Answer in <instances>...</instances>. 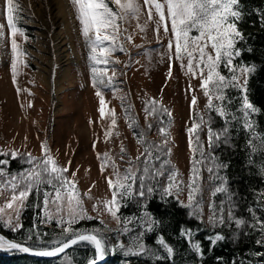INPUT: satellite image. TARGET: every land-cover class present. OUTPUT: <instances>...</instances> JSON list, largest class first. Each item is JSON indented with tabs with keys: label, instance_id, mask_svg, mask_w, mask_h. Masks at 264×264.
<instances>
[{
	"label": "rangeland",
	"instance_id": "374dc122",
	"mask_svg": "<svg viewBox=\"0 0 264 264\" xmlns=\"http://www.w3.org/2000/svg\"><path fill=\"white\" fill-rule=\"evenodd\" d=\"M66 1L70 4L73 17L70 18L71 31L64 34L66 45L62 49H66L64 54L70 58L71 66L69 78L63 81L60 92H57V70L51 83L43 76L45 72L41 70V66L45 65L38 60V56H43L44 61H47L49 55L41 50L43 45L40 30L30 25L31 11L39 9L41 0H15L20 6L16 12V24L24 33L21 35L18 32L15 37L17 52L20 53L17 57L16 83H13L11 72L12 37L6 20V0H0V25H3L0 29V146L8 151L25 150L40 160L43 157L41 145L47 144L50 155L58 164L69 169L70 179L76 182V193L85 217L80 220L99 219L101 226L94 228L96 231L93 232L107 237L115 230L130 231L131 225H137L133 218L121 219L119 210L116 217H113L105 208V203L112 200L114 191L108 184L109 177L114 182L116 180L113 166L120 177L128 174L129 169L134 175L141 168V162L149 158L148 152L145 155L141 141L135 137L123 115L126 97L129 95L143 119H146L143 109L145 103L142 102L144 96L157 98L172 107L169 161L173 172L169 170L168 175L173 174L171 177L175 180L174 187L182 184V188L193 178V151L189 145L191 128L188 126L193 109L191 100L195 96L196 106L204 108L208 98L201 90L199 71L194 77L187 72V59L184 60L185 67L181 68V62L175 59L174 47L172 52L169 51L168 45L172 39L170 22L167 34L162 25L157 33L158 17L154 10L153 19L148 20L144 0H135L141 6L139 19L129 16L127 22L122 23V28L127 29L125 35H131L132 40L123 41L125 51L113 54L111 63L107 66V76L102 77L107 82L108 77H112L111 70L115 69L114 83L109 87L98 85L105 99V115L102 118L99 97L96 95L97 87L93 86L92 81V62L88 58L91 49L83 36L73 0ZM110 6L117 10L114 5ZM57 31H66V28L63 25ZM206 51L212 50L209 48ZM97 67L103 69L105 65ZM222 70L225 71L222 74L231 75L223 65L220 68L221 72ZM97 78H101L99 72ZM113 118L116 120L115 125H112ZM109 131L111 135L106 136L105 133ZM123 135L125 139L122 138ZM105 154L108 161L102 172L101 158ZM71 173H75V176L72 177ZM202 177L198 173L197 180L200 181ZM181 179L185 181L181 182ZM198 188L202 192L204 184ZM211 197L212 189L206 186L199 203L202 204L201 211L196 208L207 220L213 216L210 209ZM10 198L11 195L6 196L0 188V207H5ZM185 199H188V195H185ZM24 207L19 211V223ZM116 207L119 209L118 204ZM50 208L54 206L50 205ZM13 211L5 207L6 216L12 215ZM64 215L67 218L66 212ZM144 219L145 223L147 217ZM53 222H45L43 208V224L50 225Z\"/></svg>",
	"mask_w": 264,
	"mask_h": 264
},
{
	"label": "trees",
	"instance_id": "16d2710c",
	"mask_svg": "<svg viewBox=\"0 0 264 264\" xmlns=\"http://www.w3.org/2000/svg\"><path fill=\"white\" fill-rule=\"evenodd\" d=\"M240 3L244 16L239 28L244 34V39L237 44V47L243 52L234 63L255 66L256 71L248 76L247 95L261 110L251 117L255 122V132L264 135V0H240ZM224 72L222 70V73ZM226 94L232 101L228 108L239 118L232 120L229 125V142L209 148L208 128L206 124L202 125V130L198 129V133L204 145L202 149L204 155L201 157L199 151L193 152L191 167L193 168L195 157L199 161L196 167L203 177L200 181L196 180L194 185L191 179L184 188L182 184L178 187L173 186L171 194L166 189L173 175H168L169 170H172L169 161V150L172 145L170 133L172 115H168L172 107L157 98L144 96L142 102L145 103L143 109L146 119H143L140 118L129 95L126 97L123 112L125 120L135 137L141 141L145 155L150 151L152 158L147 157V160H143L141 168L134 174L137 179L133 195L126 196L123 200L117 197L120 218H133L137 225H131L130 231L115 230L107 237L102 235L106 240L107 248L101 264H264V243H258L264 241V230L258 223L259 220L264 219V195H262L264 194V148L261 147L259 139L253 140V144L256 145L255 151L248 146L247 141L251 133L242 127V113L236 111L240 106V92L235 88H229ZM153 101L156 102L157 111L155 115H149L145 112V107L152 105ZM206 105L204 108L193 107L189 128L193 127L194 122L199 121L200 116L205 120L211 116L213 129H222L225 126L224 121L215 112L210 113ZM165 109L168 111H164ZM161 128L166 132L161 133ZM122 138L125 139V136L123 135ZM192 140V148H196L195 134L192 135ZM157 145L160 147L157 148ZM13 152L17 154L14 159ZM0 153H4L0 154V160L9 161L8 164L0 165V171L4 173L0 176V188L7 196L12 192L9 180L18 177L22 170L32 167L25 163L30 152L8 151L0 146ZM30 154L38 160L32 153ZM218 165L222 166L217 167ZM145 168L147 172L144 171ZM65 175L69 176V173ZM141 180L146 188L154 189L145 198L135 194L139 190ZM201 184H204L203 191H197L189 205V200L185 199V195L189 196V186L198 188ZM206 186L212 189L210 209L216 210L215 226L197 211V209L201 211L202 204L199 203L203 199ZM217 187H222L224 191L215 192ZM46 188L51 191L48 185H42L39 193L33 190L29 195L20 217L21 229L15 233L5 234L32 248L50 247L52 241L62 237V228L55 222L50 225L43 224L42 201L43 191ZM221 207L224 209V223L219 222ZM229 208L232 209L234 217L231 220L228 218ZM146 213L158 222L152 225L151 232H145ZM235 218L243 219L245 223L237 226ZM100 226L101 223L97 218L80 220L73 225L75 229L81 230L80 232H93L96 231L94 228ZM182 232H190V236L182 235ZM141 233L143 235H140ZM30 234H32L31 239H29ZM216 234L223 235L224 239L213 246L209 237H214ZM161 236L173 249L171 254L158 243ZM138 243L144 244L146 250L143 253L138 252ZM197 243L200 245L199 252L195 250ZM94 256V247L87 242H81L53 259L38 258L24 252H0V264H88Z\"/></svg>",
	"mask_w": 264,
	"mask_h": 264
},
{
	"label": "snow or ice",
	"instance_id": "6c2138e0",
	"mask_svg": "<svg viewBox=\"0 0 264 264\" xmlns=\"http://www.w3.org/2000/svg\"><path fill=\"white\" fill-rule=\"evenodd\" d=\"M73 4L77 9V18L82 25V33L86 43L91 49L89 60L92 62L91 72L93 86L97 87L96 95L99 97L100 108L99 112L103 118L105 115V99L103 92L98 85L109 87L114 83L113 77L116 70L112 69V77H108L107 82L102 77L107 76V66L111 63V57L116 51L124 52L123 41L131 42L132 36L125 35L127 29L122 28V23L127 22L129 16L139 19L141 14V6L135 0H73ZM110 5H114L117 10H114ZM144 6L147 8L148 20L153 19V15L158 17L157 20V33L159 27H164V32L170 31L172 39L169 41V51L172 52L174 47V56L179 60L181 68L185 67L184 60L187 59V72L196 76L197 70L201 77V90L208 98L206 105L209 112H215L224 121V127L216 130L212 127V118L209 116L207 120L200 116L198 122H194L193 127L189 129V145L192 148L193 140L192 135L195 134L196 148L192 151L200 152L201 157L204 153L202 151L204 145L200 140L198 129L202 130V125H207L208 147L219 146L220 143L227 144L230 139L229 125L232 120L239 119L235 113L232 112L228 105L231 104V99L227 96L226 91L229 88H235L240 92V106L236 109L237 112L242 113L243 124L242 127L251 133L247 143L250 149L256 150V145L253 140L259 139L261 147L264 148V135L255 132L254 121L251 119L253 114H258L261 110L258 106L254 105L247 95L248 76L256 71L255 66H248L246 64H236V58L242 55L243 50L237 47V44L244 39V34L239 28V23L242 21L244 11L240 0H144ZM19 4L15 0H6V20L7 26L11 32V51L13 59L11 61V72L13 83H16L17 76V57L20 53L17 52L16 34L19 32L23 35V30L17 27L16 12ZM154 10V13H153ZM121 22V23H118ZM3 25H0V29ZM144 28L141 26V31ZM195 33V34H193ZM2 35V32H0ZM122 38V39H121ZM211 49V52L206 51ZM214 53V55L212 54ZM171 59V57H170ZM118 62V61H117ZM103 64L105 68L101 69L97 66ZM221 65L228 70L231 75L222 74L220 71ZM100 73L101 78H97V73ZM206 73V74H205ZM171 65L169 68V76L171 77ZM242 80V82H241ZM18 93L20 89H17ZM218 101V103H213ZM155 101L152 105L145 107V112L149 115L156 114ZM191 105H197V98L192 97ZM164 111H168L165 109ZM170 116L171 113L168 112ZM231 118V119H230ZM116 124L115 118L112 120V125ZM151 128V125H149ZM161 133H165L164 128L160 129ZM106 136H110L111 132H106ZM166 143V141H165ZM43 149V157L36 160L31 154H28L25 163L31 165L29 169L22 170L18 177H12L9 180L11 185V198L5 207L14 210L12 215H5V207H0V252H12L17 250L24 253H30L35 256L41 257H57L66 252L67 249L81 242H87L94 247L95 256L88 261V264H98V261L103 260L106 254V240L97 232H80L73 227L80 219L85 218L84 212L81 207V201L76 193V182L70 179L65 173L69 172L66 167L58 165L57 161L50 155V149L47 144L41 145ZM95 147V145H94ZM160 146L157 145V148ZM123 151V148L121 149ZM147 151V149H146ZM170 153V150H169ZM4 154V153H0ZM16 153H12V158H16ZM151 152L148 156L151 157ZM98 158L99 157L98 155ZM215 159V157H213ZM101 164V171L103 172L108 161L107 154L104 155ZM139 159V157H138ZM7 160H0V165L8 164ZM199 163L193 158V178L192 184L194 185L198 179L199 169L196 164ZM222 165H218L220 167ZM163 167V165H161ZM147 172V168L144 169ZM211 172L212 169L210 168ZM113 173L116 177L115 182L111 177L108 178V184L113 191L112 200L105 203L106 210L116 217L118 208L116 207L119 196L123 200L126 196L133 195V189L136 184L137 177L131 174L129 169L128 174L120 177L118 170L113 166ZM161 174V173H157ZM3 171H0V176H3ZM74 177L75 173H71ZM172 182L169 183L166 191L171 194L174 186V177H170ZM129 181H131L129 183ZM23 185V187H21ZM42 185H48L51 189L47 188L43 191V208L45 214V222L51 223L53 220L62 228V237L52 241L50 247L45 248H31L22 243L12 239L6 232H18L22 225L19 223V211L25 206V201L29 195L36 191H41ZM7 187V185H4ZM189 191V205H191L194 195L198 188L192 187ZM17 189L19 191L17 192ZM90 191V190H89ZM154 189L144 185L143 181L139 185V190L135 192L141 198L150 195ZM224 191L222 187H217L215 192ZM215 194V193H214ZM264 195V194H262ZM75 201V204L73 203ZM54 206V208H50ZM115 209V210H114ZM221 215L219 222L224 223L223 212L224 209H219ZM251 211V209H250ZM66 212L67 218L64 213ZM216 210L213 208V216L210 222L215 226L216 223ZM147 217L145 223L147 227L145 232L153 230L152 225L158 223L151 215L145 214ZM228 218L234 219L232 209L228 210ZM237 226L245 223L243 219L235 218ZM258 223L262 230H264V219L259 220ZM182 235L190 236V232L181 233ZM140 235H143L141 233ZM32 234L29 235L31 239ZM224 239L223 235L216 234L214 237H209L211 244L214 246L218 241ZM158 243L162 245L166 251L171 254L173 249L165 243L164 238L161 236ZM264 243V241H258ZM137 250L143 253L146 249L143 243H138ZM195 250L200 251V245H195Z\"/></svg>",
	"mask_w": 264,
	"mask_h": 264
},
{
	"label": "bare ground",
	"instance_id": "6f19581e",
	"mask_svg": "<svg viewBox=\"0 0 264 264\" xmlns=\"http://www.w3.org/2000/svg\"><path fill=\"white\" fill-rule=\"evenodd\" d=\"M41 2L38 10L31 11L30 25L40 30V40L42 45H45V48L42 46L41 50L49 55L47 61H44L43 56H38V60L45 65V67L41 66V70L45 72L43 76L51 83V78L57 70L55 90L60 92V85L70 75L71 60L67 54H64L66 49H62V47L66 45L65 32L71 31L70 18L73 17V14L69 7L70 4L66 0H41ZM63 25L66 31H57Z\"/></svg>",
	"mask_w": 264,
	"mask_h": 264
},
{
	"label": "water",
	"instance_id": "95a60500",
	"mask_svg": "<svg viewBox=\"0 0 264 264\" xmlns=\"http://www.w3.org/2000/svg\"><path fill=\"white\" fill-rule=\"evenodd\" d=\"M23 244V243H22ZM25 246H28V245H26V244H24ZM75 246V245H74ZM28 247H30V246H28ZM73 247V246H72ZM71 247V248H72ZM32 248V247H31ZM71 248H69V249H71ZM69 249H67L66 250V252L69 250ZM12 252H20V251H17V250H13ZM27 254H29V255H32V254H30V253H27ZM64 254V253H63ZM62 255V254H61ZM61 255H59V256H61ZM32 256H34V257H38V258H44V259H53V258H57V257H59V256H57V257H41V256H35V255H32ZM102 261L103 260H100V261H98V264H101L102 263Z\"/></svg>",
	"mask_w": 264,
	"mask_h": 264
}]
</instances>
